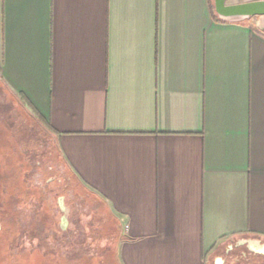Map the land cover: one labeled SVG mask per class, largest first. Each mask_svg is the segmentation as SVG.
I'll return each instance as SVG.
<instances>
[{"label":"crops","instance_id":"crops-1","mask_svg":"<svg viewBox=\"0 0 264 264\" xmlns=\"http://www.w3.org/2000/svg\"><path fill=\"white\" fill-rule=\"evenodd\" d=\"M216 15L212 0H0V79L58 134L119 264L264 243V16Z\"/></svg>","mask_w":264,"mask_h":264},{"label":"rangeland","instance_id":"rangeland-1","mask_svg":"<svg viewBox=\"0 0 264 264\" xmlns=\"http://www.w3.org/2000/svg\"><path fill=\"white\" fill-rule=\"evenodd\" d=\"M96 203L34 111L0 79V264H119L115 229L97 217ZM248 242L233 240L227 264L251 263L234 262L256 255Z\"/></svg>","mask_w":264,"mask_h":264},{"label":"water","instance_id":"water-1","mask_svg":"<svg viewBox=\"0 0 264 264\" xmlns=\"http://www.w3.org/2000/svg\"><path fill=\"white\" fill-rule=\"evenodd\" d=\"M214 6L218 18L224 22H238L253 17L264 16V1H256L239 5H228L227 0H214ZM242 244H248L250 250L256 254L264 255V253L258 252L252 248V246L256 248L264 247V245H260L255 241Z\"/></svg>","mask_w":264,"mask_h":264},{"label":"trees","instance_id":"trees-1","mask_svg":"<svg viewBox=\"0 0 264 264\" xmlns=\"http://www.w3.org/2000/svg\"><path fill=\"white\" fill-rule=\"evenodd\" d=\"M214 1V0H213ZM212 1V9L214 10L215 12V6H214V3ZM216 19L218 21H221L218 16L216 15L215 16ZM36 115V119H37V122L38 124L41 126V128L47 132V134H49L50 137H52L54 139V142H55V146H56V149L58 151V153L62 156V153H61V150H60V147H59V139H58V134L52 129V127L49 125L48 121L43 118L41 115L35 113ZM50 193L52 195H55L56 197H59L57 194H55V192H53L52 189H50ZM9 210V209H8ZM15 228V227H14Z\"/></svg>","mask_w":264,"mask_h":264},{"label":"flooded vegetation","instance_id":"flooded-vegetation-1","mask_svg":"<svg viewBox=\"0 0 264 264\" xmlns=\"http://www.w3.org/2000/svg\"><path fill=\"white\" fill-rule=\"evenodd\" d=\"M53 190V192H55V194H57V195H59V193L58 192H56V188L55 189H52ZM71 205H72V203H71ZM252 248L254 249V250H256V251H258V252H262V253H264V247H258V248H256V247H254V246H252ZM250 255V259H248V258H244L242 255H241V257L239 258V259H234V262H237V263H241V262H243V260H245V261H248L247 263H249L250 261H251V263L250 264H264V263H262V262H259V263H252V262H254L253 260H255V258H257L258 257V255H260V254H256V255H253V254H249ZM254 256V257H253ZM260 256H262V257H264V255H260ZM215 264H227V260H222V261H216V263Z\"/></svg>","mask_w":264,"mask_h":264}]
</instances>
